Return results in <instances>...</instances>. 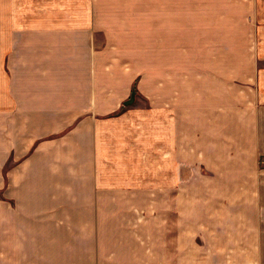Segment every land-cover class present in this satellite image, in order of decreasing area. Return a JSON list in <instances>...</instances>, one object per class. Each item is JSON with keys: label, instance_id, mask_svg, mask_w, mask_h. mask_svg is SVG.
Returning a JSON list of instances; mask_svg holds the SVG:
<instances>
[{"label": "crops", "instance_id": "1", "mask_svg": "<svg viewBox=\"0 0 264 264\" xmlns=\"http://www.w3.org/2000/svg\"><path fill=\"white\" fill-rule=\"evenodd\" d=\"M263 154L264 0H0V264H264Z\"/></svg>", "mask_w": 264, "mask_h": 264}, {"label": "rangeland", "instance_id": "2", "mask_svg": "<svg viewBox=\"0 0 264 264\" xmlns=\"http://www.w3.org/2000/svg\"><path fill=\"white\" fill-rule=\"evenodd\" d=\"M188 39V46L193 49V36H186ZM163 36H128L126 43L128 46H133L134 55H138L139 62H175V59L179 57V50H175V55H164ZM153 40L155 53H153ZM190 41V42H189ZM192 42V43H191ZM121 47V45H119ZM161 51V52H160ZM188 59H192L189 57ZM136 62V61H133ZM179 62V61H178ZM187 62H194L193 60H187ZM139 77L133 82V87L136 89ZM140 89L144 87V84H138ZM145 89V88H144Z\"/></svg>", "mask_w": 264, "mask_h": 264}, {"label": "water", "instance_id": "3", "mask_svg": "<svg viewBox=\"0 0 264 264\" xmlns=\"http://www.w3.org/2000/svg\"><path fill=\"white\" fill-rule=\"evenodd\" d=\"M135 96H136V91L133 90L131 97L125 101V105L132 104L135 100Z\"/></svg>", "mask_w": 264, "mask_h": 264}, {"label": "built area", "instance_id": "4", "mask_svg": "<svg viewBox=\"0 0 264 264\" xmlns=\"http://www.w3.org/2000/svg\"><path fill=\"white\" fill-rule=\"evenodd\" d=\"M259 166H260V170L264 171V154L260 156Z\"/></svg>", "mask_w": 264, "mask_h": 264}, {"label": "trees", "instance_id": "5", "mask_svg": "<svg viewBox=\"0 0 264 264\" xmlns=\"http://www.w3.org/2000/svg\"><path fill=\"white\" fill-rule=\"evenodd\" d=\"M134 91H136V89L134 88Z\"/></svg>", "mask_w": 264, "mask_h": 264}]
</instances>
